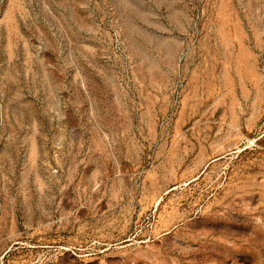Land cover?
<instances>
[{
    "label": "rangeland",
    "instance_id": "1",
    "mask_svg": "<svg viewBox=\"0 0 264 264\" xmlns=\"http://www.w3.org/2000/svg\"><path fill=\"white\" fill-rule=\"evenodd\" d=\"M0 264H264V0H0Z\"/></svg>",
    "mask_w": 264,
    "mask_h": 264
}]
</instances>
